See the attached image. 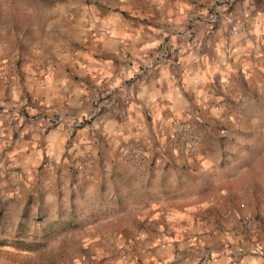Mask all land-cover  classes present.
Returning a JSON list of instances; mask_svg holds the SVG:
<instances>
[{
	"label": "crops",
	"instance_id": "crops-1",
	"mask_svg": "<svg viewBox=\"0 0 264 264\" xmlns=\"http://www.w3.org/2000/svg\"><path fill=\"white\" fill-rule=\"evenodd\" d=\"M41 204L76 264H264V0H0V223Z\"/></svg>",
	"mask_w": 264,
	"mask_h": 264
},
{
	"label": "rangeland",
	"instance_id": "rangeland-1",
	"mask_svg": "<svg viewBox=\"0 0 264 264\" xmlns=\"http://www.w3.org/2000/svg\"><path fill=\"white\" fill-rule=\"evenodd\" d=\"M36 211H39L41 217L48 221L45 213L49 212V208L45 204H41L39 208L33 209L32 213L28 212L29 216L27 215V218L30 219V216H32L30 220L35 218L33 216L37 214ZM16 221L17 219L13 215L2 217L0 223L1 236L7 235V228ZM93 235L97 234L90 235L82 231L68 232L64 235L54 233L46 237L38 248L23 251L13 250L12 246L0 245V264H76L75 262L77 261L74 260L72 262V259L78 257L82 251V243L80 241L83 240V236L86 238L93 237ZM87 264L98 263L91 262Z\"/></svg>",
	"mask_w": 264,
	"mask_h": 264
},
{
	"label": "trees",
	"instance_id": "trees-1",
	"mask_svg": "<svg viewBox=\"0 0 264 264\" xmlns=\"http://www.w3.org/2000/svg\"><path fill=\"white\" fill-rule=\"evenodd\" d=\"M36 212L33 220L20 217L7 228V235L1 236L0 231V245L12 246L11 248L16 251L32 250L41 246L42 241L54 233L51 228L52 222L42 218L39 211Z\"/></svg>",
	"mask_w": 264,
	"mask_h": 264
},
{
	"label": "built area",
	"instance_id": "built-area-1",
	"mask_svg": "<svg viewBox=\"0 0 264 264\" xmlns=\"http://www.w3.org/2000/svg\"><path fill=\"white\" fill-rule=\"evenodd\" d=\"M170 57L172 58V56ZM220 107L222 109V106ZM177 129L182 134V136L179 138L178 143L179 152L189 154L198 146L197 133L183 124H178ZM219 132L223 135L227 132V130L225 128H220ZM145 159L146 158L143 150L137 146L124 147L119 152V161L126 164L127 167L131 170L140 165H143L145 163ZM252 220L253 217H247V219L245 220V224H249Z\"/></svg>",
	"mask_w": 264,
	"mask_h": 264
}]
</instances>
